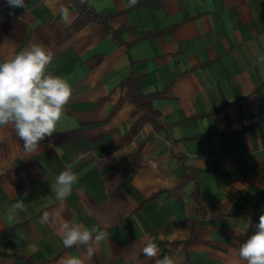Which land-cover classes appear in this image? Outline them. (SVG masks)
I'll list each match as a JSON object with an SVG mask.
<instances>
[{
	"label": "crops",
	"instance_id": "0c3cea01",
	"mask_svg": "<svg viewBox=\"0 0 264 264\" xmlns=\"http://www.w3.org/2000/svg\"><path fill=\"white\" fill-rule=\"evenodd\" d=\"M24 2L0 0V61L42 44L73 96L31 155L0 128V264L84 255L40 223L67 168L79 179L63 218L109 233L86 264H154L148 238L179 264H245L234 241L264 212V0H87L109 32L75 29L76 0Z\"/></svg>",
	"mask_w": 264,
	"mask_h": 264
},
{
	"label": "clouds",
	"instance_id": "9594fccd",
	"mask_svg": "<svg viewBox=\"0 0 264 264\" xmlns=\"http://www.w3.org/2000/svg\"><path fill=\"white\" fill-rule=\"evenodd\" d=\"M9 8L25 7L24 0H6ZM67 20V12L61 9ZM54 53L42 44L33 43L18 54L0 61V128L10 126L16 137L23 142V151L33 154L41 147V141L59 132L65 117V107L73 96L68 82L48 71ZM264 62V56L260 57ZM78 174L71 168L59 173L52 184L58 206L43 211L41 224L58 225L59 235L65 248L83 246L82 256L62 257L58 264H86L95 252V245L109 238L106 230L89 228L83 223L63 218L65 202L72 195ZM25 210L23 201L8 209L9 218ZM256 231L239 245V259L245 264H264V212L255 225ZM239 235V234H237ZM143 255L154 264H179L176 257L163 254L154 238H148L142 247Z\"/></svg>",
	"mask_w": 264,
	"mask_h": 264
},
{
	"label": "trees",
	"instance_id": "16d2710c",
	"mask_svg": "<svg viewBox=\"0 0 264 264\" xmlns=\"http://www.w3.org/2000/svg\"><path fill=\"white\" fill-rule=\"evenodd\" d=\"M76 5L79 11V17L77 18V20L75 21L73 27L75 29H80L81 27H83L86 23L88 22H96L98 24L101 25L103 31L109 32L111 31V28L108 26L106 20L104 18H100L97 14H95V12L92 10V8L89 7L87 0H76ZM129 83V85H132V81L130 82V80L127 81ZM133 90L134 92H132L131 89V93L132 96L138 101V102H142V106H146L148 107L147 109L149 110V112H152V107L150 105V101L151 98H142L140 92L138 91V87L136 82L133 83ZM142 99V100H141ZM204 209H205V202L202 201L201 205H200V215H199V219H201L204 215ZM197 221H194L192 223V233L194 234L195 230H194V224H196ZM195 240V237L193 235V238L191 239V241H189V244L191 242H193Z\"/></svg>",
	"mask_w": 264,
	"mask_h": 264
}]
</instances>
